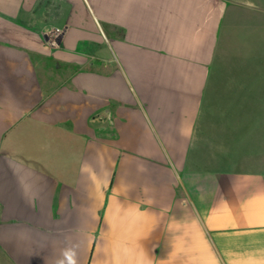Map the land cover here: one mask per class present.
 Returning a JSON list of instances; mask_svg holds the SVG:
<instances>
[{
    "label": "crops",
    "instance_id": "crops-1",
    "mask_svg": "<svg viewBox=\"0 0 264 264\" xmlns=\"http://www.w3.org/2000/svg\"><path fill=\"white\" fill-rule=\"evenodd\" d=\"M238 2L0 0V264H264Z\"/></svg>",
    "mask_w": 264,
    "mask_h": 264
},
{
    "label": "rangeland",
    "instance_id": "rangeland-1",
    "mask_svg": "<svg viewBox=\"0 0 264 264\" xmlns=\"http://www.w3.org/2000/svg\"><path fill=\"white\" fill-rule=\"evenodd\" d=\"M238 3L237 11L230 12L234 15V26L223 31V59L227 64L223 72L264 73V0ZM227 20H232L230 14Z\"/></svg>",
    "mask_w": 264,
    "mask_h": 264
},
{
    "label": "built area",
    "instance_id": "built-area-1",
    "mask_svg": "<svg viewBox=\"0 0 264 264\" xmlns=\"http://www.w3.org/2000/svg\"><path fill=\"white\" fill-rule=\"evenodd\" d=\"M66 33L65 30L55 29L47 34V42L50 47L56 48L58 47V44L56 43V39L59 36H64Z\"/></svg>",
    "mask_w": 264,
    "mask_h": 264
},
{
    "label": "water",
    "instance_id": "water-1",
    "mask_svg": "<svg viewBox=\"0 0 264 264\" xmlns=\"http://www.w3.org/2000/svg\"><path fill=\"white\" fill-rule=\"evenodd\" d=\"M62 36H59L57 39H56V43L58 44V45H60L61 44V42H62Z\"/></svg>",
    "mask_w": 264,
    "mask_h": 264
}]
</instances>
